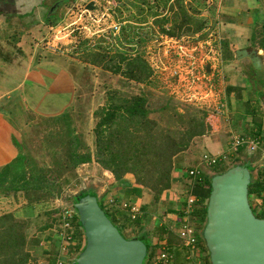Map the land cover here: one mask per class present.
Masks as SVG:
<instances>
[{
  "label": "crops",
  "instance_id": "0c3cea01",
  "mask_svg": "<svg viewBox=\"0 0 264 264\" xmlns=\"http://www.w3.org/2000/svg\"><path fill=\"white\" fill-rule=\"evenodd\" d=\"M65 1L67 0H0V214L11 211L17 217L28 219V245L33 256L42 259L43 264L51 263L53 252L49 247L56 242L57 237L51 227L52 221L56 219L55 212L51 210L65 204L74 193L71 195L66 190L67 186L63 185L59 195L30 201L23 191L7 188L11 178L10 173L14 170L10 167L9 173L4 167L8 164L12 165L11 162L20 154L31 157L33 161H44L50 166L51 161L46 158L49 155L46 150L48 147L46 135L49 134L45 126L44 130L40 128L36 132V125L48 122L51 117L67 111L73 118L77 109L82 110L83 107L92 109L88 106V102L76 105L77 100L82 96H79L80 85L76 89L77 73L76 68H72V63L50 49L39 46L38 42H33L36 21L40 23L47 21L64 6ZM248 4L252 7L250 11L252 18L248 22L243 19L246 16L244 14L235 12L234 15L224 16L227 25L223 27L225 30L222 37L227 41L225 50L230 56L223 64L225 80L222 94L219 92L220 100L218 104L214 103V108L221 107L222 123H219V115H217L218 119L216 121L214 119L213 130L198 136L195 140V144L201 141L205 145L207 142L212 150L209 154L222 155L225 160L238 155V146L233 145L235 136L264 140V80L261 81L262 83L255 82L257 77L264 78V45L259 44L260 36L257 37L252 31L254 23L264 22V3L262 0H248ZM217 39L218 37L215 39L216 42ZM240 48L248 52L257 50L259 67L253 65L249 56L243 53L237 54L236 50ZM213 66L210 64L209 71H213ZM86 114L89 116L86 117L85 126H78L76 120H73L72 124L76 127V133L80 132L89 145L85 135L89 134L93 140L94 124L90 118L91 113L88 111ZM51 140L55 141L54 136ZM59 141L57 139L56 143ZM242 150L247 151L248 155L246 158L243 157L241 163L251 165L250 170H253L255 165L257 173L258 168L264 166V146L258 145L255 149L243 146L239 151ZM182 153L183 151L177 156L179 160L174 165L171 186L163 191L157 201L152 200L150 191L146 187L133 189L124 178L116 179L111 183L114 187L106 189L101 193L102 195L96 192L98 202L101 201L104 207L107 200L114 198V202L107 207V210L120 229L130 233L131 237L143 236L152 244L156 241L160 242L163 247L167 244L165 236L168 234L167 230L162 231L163 225L174 234L180 231L179 216L171 209H179L182 206L180 199L185 200L188 192L197 183L196 177L186 174L182 162L184 156L186 159L191 158L190 152L188 155ZM197 161L196 159L195 165L202 170V174H206V166L201 167ZM82 164H78L75 168L80 183H82L80 170ZM30 167L24 165L28 170ZM6 173L9 175H5ZM82 189L83 187L74 195ZM122 201H130L132 205L138 207L139 214H142L139 224L135 225L131 220L126 221L124 216L128 211L122 206ZM161 202L162 212L158 213ZM153 215L157 219L154 224L157 232L147 228ZM47 228L50 230L48 233H46ZM50 233L52 235H49Z\"/></svg>",
  "mask_w": 264,
  "mask_h": 264
},
{
  "label": "trees",
  "instance_id": "16d2710c",
  "mask_svg": "<svg viewBox=\"0 0 264 264\" xmlns=\"http://www.w3.org/2000/svg\"><path fill=\"white\" fill-rule=\"evenodd\" d=\"M179 5L180 8H183L181 4ZM202 25L199 28H202ZM256 29L258 32H262L259 35L261 38L259 44L264 45V22L260 23ZM226 43L227 41L224 40L223 44L226 45ZM83 56L85 61L101 65L113 72L124 73L128 78L136 81H147L153 74V69L147 58L139 54L126 56L121 52L113 62L105 53L94 49L84 51ZM165 106H168L167 102L161 105L160 109ZM150 111L151 108L148 106L147 96L144 92L117 95L116 97L115 94H111L106 98L105 103L94 111L96 117L92 128L94 150L85 142L80 132L76 133V127L72 124L73 120L71 121L72 115L68 111L69 114L64 112L51 117L48 122L36 125L38 130L40 128L44 130L45 126L47 134H49L46 135L48 139L46 150L50 156L48 155L46 158L51 161V165L49 166L41 160L33 161L31 157L23 154L18 155L11 162L12 165L8 164L4 167V169H8L9 173L10 167L14 170L10 173L11 178L7 188L23 191L30 201L54 197L59 195L63 185L67 186L72 182L78 164L91 161L95 157V160L103 167L113 172L115 179H126L133 189L146 187L150 191L152 200H159L163 191L169 188L172 183V168L177 163L176 157L189 146L195 136L208 134L213 130L214 116L208 114L207 121L205 119L206 111L193 107L186 114L178 113V116L181 117L180 121L185 127L172 131L170 127L162 126L158 131L155 128L157 127L156 121L149 117ZM55 124L58 126L54 130ZM53 136L55 141L51 140ZM254 136L256 137V135ZM57 139L60 140L59 143H56ZM256 141L258 145L264 146L263 139L262 141L256 139ZM237 146V149L241 150L246 144ZM44 155L46 156V154ZM208 155L211 154L208 153ZM224 162L225 159L222 155H216L214 162L207 163L205 161L204 163L214 167L216 172H221L229 167ZM25 164L31 166L29 170L24 168ZM248 167L251 168V165ZM201 171L200 169L201 175L196 177L195 187L188 192L195 198L189 210L185 211L186 199L180 201L182 206L179 209H171L179 216L180 225L187 222L194 227L195 244L193 246L185 244L184 238L181 236V229L178 234H174L170 229H166V225H163L162 231L167 230L166 233H168L165 236L167 244L163 247L158 241L152 244L140 236L147 245L143 264H153L152 258L156 247H162L158 253L165 251L170 254L167 260L160 264H210L209 253L198 228L203 226L206 218V202L211 189V175L202 174ZM9 173L5 175H9ZM89 192L93 194L87 190L83 194L77 193L78 196H74H77L78 200L80 194L82 196ZM248 196L254 213L264 217V166L258 168L255 176L252 173L248 185ZM113 200L110 201L114 202ZM125 202L127 205L123 207L128 211V214H125L124 218L127 219L131 214L130 206L132 204L128 201ZM98 203L120 230L114 217L100 202ZM74 208L77 211L75 206ZM138 213L136 212L133 217L136 220L135 225L139 224L141 220V215L139 217ZM186 217L187 219H185ZM70 222L72 227L65 228V231L61 228L55 231L56 242L49 247V250L53 252L50 264H56L57 259L62 264H76L75 258L85 243L83 225L79 219L78 211L72 216ZM28 226V219L17 217L11 211L0 214V264H35L34 256L28 245ZM67 236L70 237L67 238ZM44 244L45 242L42 243V245ZM197 258L201 261L197 262Z\"/></svg>",
  "mask_w": 264,
  "mask_h": 264
},
{
  "label": "rangeland",
  "instance_id": "374dc122",
  "mask_svg": "<svg viewBox=\"0 0 264 264\" xmlns=\"http://www.w3.org/2000/svg\"><path fill=\"white\" fill-rule=\"evenodd\" d=\"M65 2L64 6L57 10L47 21L40 23L35 20L37 27L32 38L33 42H38L39 46L46 47L63 56L72 63V68H76V89L80 85L79 96H82L77 100L76 105L88 102V106H91L92 109L89 108L88 110L87 107H83L82 110L81 108L75 110V115L71 118V121L76 120L78 126H85L86 117L89 116L86 112L89 111L94 124L96 121L94 111L102 106L111 94H115L116 97L117 95L144 92L147 96L148 106L151 108L149 117L156 121L157 127L155 128L158 131L162 126L170 127L172 131L185 127L181 123V117L178 116V113L184 112L186 114L193 107L206 111L205 119L207 121L208 114L212 116L219 115V123H222L221 117L223 114L216 111V108H214L215 102L211 100L210 95H205L203 90H198L200 92H198L196 98L190 96V90L196 83H194L192 75L186 73L184 63H181L180 69L176 68L179 57L175 54L174 47L180 40L184 43L197 42L200 52H204L209 46L215 48L217 59L213 60L211 58L206 61L207 64L204 62L203 69L208 72L210 70L209 62L213 63L214 69L212 72L209 71L211 81L216 91L222 94L225 80L223 64L226 58L230 56V53L225 50V44H223L225 40L222 37L224 35L223 30H225L223 27L227 25L224 16L234 15L236 12L246 15L242 17L248 22L252 18L250 16L252 7L249 6L248 0H67ZM89 2H93L94 7L87 8ZM262 3H264V0H262ZM179 4L183 8H180ZM201 24H203V27L199 28ZM259 24L260 22L252 25V31H254V34L256 33L257 37L262 33L256 29ZM217 37L218 41L216 42ZM206 40H210V44H207ZM89 49L105 53L111 58L112 62L116 61L118 54L121 52L126 56L139 54L147 58L153 69V74L147 81L130 79L124 73L113 72L101 65L85 61L83 59L84 51L86 52ZM263 80L264 78L257 77L255 82L262 83ZM186 81L193 86H186ZM90 98L91 102L89 103ZM190 99L197 100L191 101ZM219 100L218 96L216 102L218 103ZM165 102L168 106L160 109V106ZM67 114L69 113L67 112ZM216 119H218V116ZM57 126L55 124L53 129L55 130ZM36 132H38L37 128ZM92 138L93 140L89 134L85 135L90 148L94 150V136ZM197 138L198 136H195L189 146L183 150L184 155H188L190 152L191 156L188 159L184 156V159H182L186 174H190L189 169L196 164V159L198 165L201 167L206 166L205 169H207L208 174L217 173L213 169L214 167L202 162L203 155L212 150L207 142L205 145L201 141L195 144ZM247 147L251 149L250 146ZM247 153L243 150L237 151L238 155L227 158L224 164L231 166L243 162V157L246 158ZM176 160L178 161L179 158L176 157ZM187 166L192 167L187 168ZM253 167L254 169H251V172L255 176L256 166L253 165ZM80 170L82 183L79 182L80 180L78 181V173H76V177L67 185L66 190L71 195L72 193L75 194L81 187L83 189L79 193L83 194L90 190L96 196V192L102 195L101 193L106 189L114 187V184H111L116 180L113 172L103 167L101 163L95 160V157L91 161L83 162ZM173 170L174 168H172V173ZM74 194L58 209L52 208L51 212L54 211L56 217L51 225L53 232L58 231L59 228L62 229V223L59 219V214L62 211L68 209L69 213L74 214L78 211L74 209L78 194L77 196H74ZM128 202L130 203V201ZM111 203L107 200L104 203L105 208L107 209ZM162 205L161 202L158 213L162 212ZM134 207L137 206L134 205ZM139 213L138 216L140 217L142 214ZM130 216L126 221L131 220L136 223L135 218ZM155 220H157L156 216L153 215L147 228L157 232L156 225L154 226ZM203 226L198 228L200 234ZM181 228L182 225L178 226V229ZM49 231L47 228L46 233ZM120 231L125 237H131V234L124 231V229H120ZM44 233L41 234V237ZM156 248L157 251L154 255H157L160 250L159 247ZM200 261L197 258V262ZM34 262L35 264H43L42 259L36 257H34Z\"/></svg>",
  "mask_w": 264,
  "mask_h": 264
},
{
  "label": "water",
  "instance_id": "95a60500",
  "mask_svg": "<svg viewBox=\"0 0 264 264\" xmlns=\"http://www.w3.org/2000/svg\"><path fill=\"white\" fill-rule=\"evenodd\" d=\"M86 7L92 8L94 3ZM256 51L240 48L236 53L249 56L259 67ZM251 175L249 167L241 162L211 175L201 233L210 264H264V217L254 213L249 201ZM74 205L85 236L76 264H143L146 242L139 237H125L95 194L79 196Z\"/></svg>",
  "mask_w": 264,
  "mask_h": 264
},
{
  "label": "built area",
  "instance_id": "2783aa9c",
  "mask_svg": "<svg viewBox=\"0 0 264 264\" xmlns=\"http://www.w3.org/2000/svg\"><path fill=\"white\" fill-rule=\"evenodd\" d=\"M207 44H210V40H206ZM175 54L178 55L179 61L176 64V68L180 69L181 68V63H184L185 68H186V73H190L194 79V83H196L194 86L191 85L188 81H186V86H193L192 90H190V96H194L196 98V95L198 92L201 90L204 91L205 95H210L211 100H213L215 103L218 96L220 98L219 92L216 91V88L211 81V75L210 72H206V70L203 69L204 62L206 63L207 60H210L211 58L213 60L217 59V51L213 47H208L206 50L201 51L198 49V43H184L180 40H178L177 45L174 47ZM199 50V51H198ZM207 64V63H206ZM209 64H213L212 62H209ZM205 88V89H204ZM200 90V91H198ZM191 101H195L197 99H190ZM209 100V99H208ZM219 102V101H218ZM218 104V103H217ZM216 111L220 112L221 107L217 106ZM246 144V146H250L251 149H255L258 146V142L254 139H250L248 137H243L240 135H237L233 138V145H243ZM207 162L211 163L215 161V156L214 155H208L204 154L202 157V162ZM190 175L197 177L200 174V169L195 166L193 168L189 169ZM110 200H113L111 198ZM195 201V198L193 195L188 194L186 198V209L185 211L187 212L192 205V203ZM127 205V203L124 201L122 203V206ZM138 207H134V205L130 206V212H131V217L135 216V213L137 212ZM74 213H69L68 209H65V211H62L59 214V219L60 223H62V229L65 231V228L67 227H72V223L70 222V219ZM187 219V217L185 218ZM64 233V232H63ZM181 236L184 238L185 244H190L194 245L196 241V237L194 234V227L191 226L189 223L184 222L182 224L181 228ZM70 236H67L69 238ZM170 254L161 251L157 255H154L152 258L153 264H160V262H164L167 260L168 256ZM61 263L59 259H57L56 264Z\"/></svg>",
  "mask_w": 264,
  "mask_h": 264
}]
</instances>
